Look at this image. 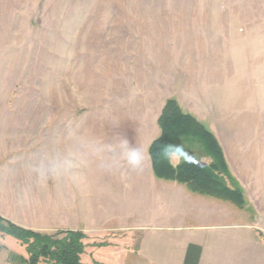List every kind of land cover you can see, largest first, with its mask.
<instances>
[{"label":"rangeland","instance_id":"1","mask_svg":"<svg viewBox=\"0 0 264 264\" xmlns=\"http://www.w3.org/2000/svg\"><path fill=\"white\" fill-rule=\"evenodd\" d=\"M183 93L193 97L187 109L216 104L203 125L242 170L244 216L264 242V0H0V216L48 234L83 226L66 209L65 182L41 187L28 166L77 126L100 141L122 134L147 155L165 101ZM23 135L39 146L24 147ZM187 150L188 160L211 161L199 146ZM122 199L129 209L106 208L104 230L86 232L108 245L88 246L84 260L98 248L108 264H156L127 229L144 225L145 207ZM0 246V264L25 255L2 233ZM151 248L170 249L161 239ZM242 253L231 264H264L263 250Z\"/></svg>","mask_w":264,"mask_h":264},{"label":"crops","instance_id":"2","mask_svg":"<svg viewBox=\"0 0 264 264\" xmlns=\"http://www.w3.org/2000/svg\"><path fill=\"white\" fill-rule=\"evenodd\" d=\"M174 97H177V102L184 112L192 114L202 124L206 125L204 119L208 117L210 121H215L216 104L213 106L209 103L195 109L191 106L192 108L187 109L183 104L192 100V96L183 93L181 98L179 95H174ZM159 134L160 128L155 138ZM214 135L217 137L216 134ZM53 137L55 147L60 145L57 135ZM23 139L22 145L25 147L26 144V148L39 146V143L33 141L32 138L24 137ZM217 139L220 142L218 137ZM1 140L4 146L8 143V139L6 141L2 138ZM152 140L148 142L147 146V163L143 164L140 170L125 168L128 174L127 181H122L119 175L103 171L94 163L87 170L86 182L79 187L65 182L66 202H68L66 209L68 212L81 214L84 225L59 229L81 230L84 234L94 230V232H99L102 230L101 227L104 230L106 226H103L99 219L104 216L106 208L112 210L116 207L118 210L119 206L126 204L129 209L130 205L127 199H122V195L129 194L131 205L136 207L139 200L140 204L145 207L144 217L146 219L142 222L144 225L126 227L130 230L131 237L138 232L141 234L140 250L137 253L139 255L147 253L146 257L150 258L153 263L183 264L187 247L190 244L201 249L197 264H231L235 260V254L239 259L238 262L241 263V259H246L242 250L248 246L256 248L257 252L258 250L264 252V242L258 238V232L253 228V222L249 217L244 216V209L236 208L228 202L213 197L192 192L184 184L156 177L148 154V147ZM22 145L20 146L23 147ZM221 146L229 173L247 193L249 188L244 181L242 170L237 165L230 164L229 150L224 149L222 144ZM198 150H192V152L200 157V150ZM193 162L202 163L201 160L196 161V159ZM106 180L113 185L112 189L107 190L103 187ZM234 209L243 214H237ZM55 212L57 211L55 210ZM123 217L126 218L127 215L123 214ZM156 229H163V231L158 232ZM158 239H161L170 249L163 248L161 251L152 249L151 243ZM236 246L237 250L235 251Z\"/></svg>","mask_w":264,"mask_h":264},{"label":"trees","instance_id":"3","mask_svg":"<svg viewBox=\"0 0 264 264\" xmlns=\"http://www.w3.org/2000/svg\"><path fill=\"white\" fill-rule=\"evenodd\" d=\"M157 124L160 134L148 147L156 177L184 184L192 192L228 202L239 209L244 208V191L229 173L223 148L213 132L192 114L184 112L175 99L165 101ZM181 141L186 142L187 149L199 146L211 157V161L205 165L187 160L174 166L159 157L162 145L180 144ZM0 233L11 236L24 247L25 255L8 254L9 260L17 264H108L95 253L108 244L90 242V238L81 230L61 229L51 234L41 233L0 216ZM90 245L100 248L93 250L85 261L83 256ZM200 251V247L188 245L183 264H197Z\"/></svg>","mask_w":264,"mask_h":264},{"label":"clouds","instance_id":"4","mask_svg":"<svg viewBox=\"0 0 264 264\" xmlns=\"http://www.w3.org/2000/svg\"><path fill=\"white\" fill-rule=\"evenodd\" d=\"M159 157L174 166L187 161L190 153L184 144L168 143L160 147ZM146 154L142 144H132L122 134L114 135L109 141L96 139L79 126L70 129L65 141L45 152L28 166V173L39 186L49 182L79 187L87 180V170L92 164L110 174L128 180L125 168L140 170Z\"/></svg>","mask_w":264,"mask_h":264}]
</instances>
